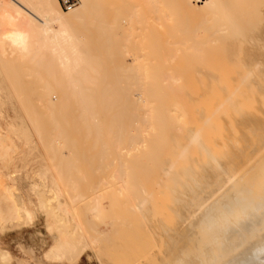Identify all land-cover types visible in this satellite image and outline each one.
Returning <instances> with one entry per match:
<instances>
[{"label":"bare ground","instance_id":"bare-ground-1","mask_svg":"<svg viewBox=\"0 0 264 264\" xmlns=\"http://www.w3.org/2000/svg\"><path fill=\"white\" fill-rule=\"evenodd\" d=\"M98 1L81 0L80 7L64 13L61 7L62 11L59 9L57 0H0V12L7 14L13 25L11 33L13 41H10L22 47L23 51L32 53L31 59L35 64L29 68L34 70L31 72L34 76L39 75H37L39 81L36 80L38 86L35 87L34 76L33 82H23L21 80L25 78L23 74L19 77L21 76L18 75L19 72L16 73L17 76L12 78L18 80H10L11 85L13 84L12 91L6 90L5 97H0V126L4 130V133L0 134V145H10L13 142L14 130L16 128L25 130L33 122L35 107L32 100L36 95L38 108H45L48 104L53 107L51 96L54 97L52 94L55 91L50 88L51 81L56 83L65 109L69 100L76 101L80 106L79 114L71 113L76 117L74 119L80 118L81 115L83 118L86 117V123L81 117L84 125L79 119L81 127L77 125L76 120L77 123L72 121L74 125L70 128L79 126L76 132L81 133L80 128L88 126L97 134L99 127L101 130V125L98 126L100 122H97L99 114L96 115L98 112L95 114L96 107L100 110L104 108L109 117L108 110L111 109L112 112L116 99L120 103L118 99L120 94L125 95L128 92L132 93L136 88H142L146 84L136 81L142 80L143 77L149 79L151 77L141 56L137 54L140 48L137 49L136 44L139 38L136 27L143 20V8H147L146 11L152 15L154 22H158L157 27H165L169 32L167 40L162 43L165 51L164 69L157 63L151 67L155 75L162 73L163 76L160 82H150L146 85L147 89L151 90L148 94V90L145 93L149 101L138 89L136 101L133 98L129 100L131 97L129 93L125 95L128 102L123 100V95L121 97L123 101L120 98L122 108L129 113L122 110L119 105L121 113L117 109V112L110 115L111 121H114L113 129L117 127L115 121H118L120 126L121 123L123 125L121 119L129 120L130 117L131 121H135L136 127L135 129L133 127L135 133L129 129L133 133L127 132L125 127L119 130L123 131L124 135L127 134L125 135L129 137L126 138L127 141L120 139L123 133L117 131L115 134V137L121 135L119 139L115 138L116 147L113 146L116 148L114 153L120 158L113 159L114 161L108 164L112 165L113 169L110 177L120 193L128 192L134 198L135 206L144 223L145 219H151L150 215L157 212L154 204L155 192L158 193L159 189L163 190V195L164 190L170 192V204L177 213L173 216L175 220L172 226L160 228L158 223H149L154 227L155 236L163 238L165 245L163 256L159 258L157 264H215V262L223 264V261L224 264H264L262 258L264 248L256 245L264 242V0H123L115 6L113 25L109 27L114 26L113 31L109 30L114 33L113 42L108 35L102 40L98 39L101 44H107L108 48L111 42L113 49H117L114 57L118 55V58H123L119 62L120 66L117 65L118 68H114L115 70L112 68L115 72V77L111 78L114 81L113 85L111 81V84L107 81L108 76L106 79V76L101 78L99 75L100 63L95 62L94 54L87 51L83 40L85 34L81 35L73 30L76 23L84 24L86 17L90 15H94L95 22L96 18L98 19L100 24L97 28H100L101 24L102 28L104 27L103 20L101 21L103 17H95L97 13L101 15L105 7ZM101 31L104 35L106 30L103 28ZM155 35V32L154 36L148 33L146 38L149 40L150 36L154 39ZM156 38L155 41L152 39L153 42H149L157 48L159 43L156 44L158 37ZM149 42L144 41L145 44L142 46L145 48L147 44L148 47ZM142 55L149 58L150 54L144 53L143 50ZM124 57L130 58L129 63L124 61ZM176 58L179 65L172 70L174 67L171 66V62ZM146 60L150 63L148 59ZM25 71L27 74L28 69ZM156 76L157 79L160 77ZM122 79H125V83L126 80H134L136 83L131 85L135 87L134 90L131 88L129 90L124 82H119L121 83L119 85L124 84L123 86L117 85V80ZM209 86L212 91L206 96L205 88ZM123 87L128 89V92H125L126 89L123 91ZM189 87L195 89L201 99L200 105L197 103L194 106L191 103L194 96H185ZM173 89L182 90L185 102L181 110L178 105H167L165 102L173 93ZM33 93L36 95L30 98ZM123 102L127 103L126 107ZM16 105L21 114L18 120L14 116L17 113ZM192 107L197 108L199 116L198 118L195 116L198 119L196 125L189 128V125L186 127L181 123V126L180 117L187 108ZM128 108L133 110L134 114L132 112L130 114ZM123 111L128 116H125L127 114ZM53 114L57 115L50 112L48 124L58 123ZM64 114L62 116L66 117ZM10 115L14 118L3 119L9 118ZM104 116L107 120L106 114ZM128 120V126L130 123L133 126ZM102 121L104 125L106 121ZM125 123L124 121V125ZM59 126L56 129V136L53 135L50 141L48 140L50 142L48 147L52 148L53 152L55 144H60L65 136L67 137V134H64V138L62 135L64 132L67 133V130ZM88 127L85 128L87 132L82 130L86 135ZM105 131L104 136L105 133L108 134ZM168 132H180L181 140L168 136ZM99 135L98 133V137L102 136ZM102 137L105 149L111 151V147ZM81 141L85 142L82 139ZM90 141L92 142L91 137ZM121 142L126 145L123 149L120 148ZM164 148H169L166 157L169 159L166 163L161 158L165 152ZM60 154L62 161L65 157L62 156V152ZM73 154L70 157H73ZM99 154L101 151H98L96 157L92 155L90 158L94 157L93 159L97 160L100 157L98 162L103 161L101 157L104 158L105 155ZM110 154H113L112 151ZM81 155L88 163L84 152L79 157ZM127 156H132L131 163L125 159ZM106 157L109 158L108 155ZM200 158L201 161H198ZM67 159H64L66 160L64 164L71 165ZM89 161L91 162V159ZM96 165L97 162L93 170ZM100 165L103 164L98 163V170L104 167L100 168ZM70 167L66 170L69 174L66 172L64 175L71 176ZM59 173L61 176V169L58 170ZM68 184L72 190L76 187V183L70 179ZM99 186L103 187L105 184L99 180L86 204L93 219H100L106 214ZM155 187L157 191L154 190ZM151 209L154 212H151ZM159 228L163 234L156 232ZM54 249L56 250V246Z\"/></svg>","mask_w":264,"mask_h":264},{"label":"rangeland","instance_id":"rangeland-1","mask_svg":"<svg viewBox=\"0 0 264 264\" xmlns=\"http://www.w3.org/2000/svg\"><path fill=\"white\" fill-rule=\"evenodd\" d=\"M122 1L123 0L98 1L100 4L102 3L105 5L104 9L101 11V15L100 14L98 15V13L97 15L95 14V17L96 16L97 17L100 16V18L101 16L103 17L101 21L103 20L102 22L104 23L103 28L104 31L106 30L104 35L101 34V32H103L101 31L103 30L101 25L103 24L99 26L101 29L97 28V25L100 23L98 22L97 18L95 22V18H93L94 15H90L86 17L84 24L83 23L81 24L80 22V23H76L75 26L73 25L74 26L73 30L75 29L74 30L75 32L80 33L81 35L82 33L85 34L83 40L85 42L84 44H86L87 51L94 54L93 60L95 62L97 61V63H100V66L98 68L99 75H101V78H103V76H106V79L108 76L109 79L107 81L109 82L111 81L112 82V84L110 82L111 85H113L114 83V81H112V79L115 77L114 68H118L120 66L119 62H121L123 58L120 57L118 58V55L117 57H114V55L117 53L116 52L117 49L115 48L113 49L111 42L108 48V46L106 47L107 44L103 45L99 42V40H102L103 37H106L108 35V37H110V39L113 42L114 33L109 32V30L113 31L114 26L111 27L112 30L109 27L113 25L112 21L114 19L113 13L115 6L121 3ZM78 2L79 4L76 8L80 7L82 4L81 0H78ZM58 7L60 9L59 4ZM146 9L147 8H143V20L139 23V26L136 27L138 30L137 33H139V38L136 44H137V49L140 48L137 54L141 56L147 73L154 78L151 79L150 77L149 79L148 77H143L142 80L136 82L147 85L150 82L152 83L153 82L155 83V81L160 82L161 81L160 79H162L161 78L163 76L162 73L156 74L158 76L160 75V77L157 79L154 69L151 67L156 66L155 63H157L160 66V68L164 69L163 56H165V51L163 50L164 49L163 44L167 40V35L169 32L165 27H157L158 22L157 21L154 22V18L152 19V15L148 13ZM145 20L148 21L145 22ZM151 22H153L152 23L153 25H151ZM12 28L13 25L8 15L3 12H0V97L7 94L6 92H8L9 90L12 91L13 84L11 85L10 82L18 80L14 78L15 76H17L16 73L18 72L19 73L22 71L24 72L25 70L28 69L27 74L29 73L28 75H30L31 78L26 74V71L24 73H20V74L18 73V75H21L19 77H22V74L23 77H25V78H21L23 82H33L35 78H36L35 81L36 80L39 81L38 80L39 75L37 74L38 75L37 76L35 74L36 76H34V73H31L32 71L34 72V70H32V68L31 69L29 68V66L32 67V65L35 64V62L31 59L32 53L31 52L29 53L26 50L23 51L22 47L20 48L19 45L11 42L13 41L12 39L13 37L11 34ZM97 31H99L100 33ZM154 32L156 34L154 39L149 36V40H147L148 37L146 35L148 33H152V36H154ZM9 36L11 37V39ZM156 37H158L157 40L158 42L156 41V44L159 43L157 44L158 49L154 46L153 43H152L153 45L150 43L155 41V39H157ZM152 39L153 41H151ZM144 41L145 42L150 41L149 43L152 46L149 44L147 47L146 44V47L149 49H147L146 47L144 48L143 47L145 44ZM171 41L173 42L174 39H171ZM140 45L142 46V48L139 47ZM142 49L144 50V53L150 54L149 55V58H151L150 60L149 58L146 57L147 56L146 54H145L146 56L142 55L143 54ZM147 50H149V52H147ZM124 59H125L124 61L129 63L130 61L129 57L128 58L124 57ZM146 59H148V61L151 64L147 63ZM152 63H154V65H152ZM146 65L148 67H146ZM178 65H179V61L176 58L171 62V66L174 67L172 70H175V68ZM112 68L114 70H112ZM30 73L33 75H31ZM12 76L14 77L12 78ZM32 76H34L33 80H32ZM11 79L12 81H10ZM114 80L116 81V78ZM124 80L125 79H122V81L117 80V85L121 84L119 82H124V84H127L126 87L129 90L130 88L131 90L135 88L131 86L132 84L136 83L134 80H126L127 83H125ZM37 81L33 82L35 84V87L38 86ZM96 84H98V82ZM124 84L119 86H123ZM146 85L142 86V88H138L140 90V93L142 91L144 95H146L145 93L148 90ZM50 88L55 91V93L52 94L54 95V97L51 96L53 107H51L50 104H48L45 108H41V109L38 108L39 104H38V98H36L37 95L35 93L31 94L30 98L31 97L33 98L34 95H36L32 100L33 105L35 107L33 122L29 125V127H27V129L24 128L25 130L16 128L14 130L13 142L10 145L8 146L0 145V264H157L159 262V258H162L161 256H163L162 254L165 251V245L163 238H158L157 236H155V230L153 229L154 227L149 225V223L150 224L158 223V226H160V228H164L166 226L167 227L172 226V223L174 222L173 220H175L173 216H175L177 213L174 211V209L170 204L171 201V198L169 196L170 192L164 190V195L162 192L163 190L161 189H159L160 191L158 193L155 192L156 197L154 200V204L157 212L153 215H150L151 219L150 218L145 219L146 223H144L142 221L144 219H141L140 212L138 208L135 206L134 198L131 197V195L128 192L120 193L117 190L113 180L110 177L111 172L113 170L111 168L112 165L108 166V164L111 161H114L113 159L117 160L120 158L117 155V153H114L115 152L114 150L116 149L114 148L116 147L114 143L115 138L119 139L118 137L121 136L118 134L119 136L117 135L118 137H115L117 131L119 133H123V131L120 132L119 130H121L122 127H125L127 128L126 129L127 132L129 130H132L135 133L134 130L136 128L134 126L135 121H131L130 120L131 117L129 118L130 121L127 118H124L125 116H128V114L124 112L126 109L124 110L122 108L123 105L120 103H122L121 102L122 95L124 96L123 100H126L127 102L132 98L133 100L136 101L138 89L137 88L136 90L133 89L135 93L134 91H132V93L131 92L129 93L127 91L128 89L123 87V91L124 89H126L125 92H128L129 95L131 94V97L129 98V100H127V96L125 95H127L128 93L125 95L120 94L121 96L120 97L118 96L120 103H118V100L115 98L116 99L115 107L113 108L112 112L111 109L107 107L108 109H110L108 110L110 113L109 117H108V112L104 110V108H103L104 111L100 110L99 107H96L97 110L99 109L98 111L94 108V111L96 110L95 114L96 112H98L96 115L99 114L98 115L99 117H97L98 118L97 122L98 123L100 122L98 126L101 125V130H102V131L100 130V127L99 130H97L99 131L98 132L100 134L99 136H101L105 131V128H107L105 132H108V134L105 133V136L103 134L102 136L104 137L102 136L101 137L102 139L105 138L106 143H108L109 146L111 147V148L108 147V150L109 148L112 149L111 151L113 154H110L111 151L110 150L107 151L105 149L106 147L104 143H102L104 142V140L102 141L101 137H98V133L95 134L91 128L89 129L88 126H87L88 136L84 134V132L86 131L85 128L87 127L82 126L84 128L82 129L80 128L81 133L76 132L78 131L79 126L82 123L81 117L83 115L81 114L86 113L84 111L83 113L81 112L80 114L81 117L76 119L78 121L77 123L76 120L74 119L75 117L74 114L72 115L71 113L79 114L81 109L78 103L74 100H69L68 103L66 104L67 109H65L62 104L63 101L61 100V93L59 89H57V85L54 81L50 82ZM205 89H206V96H209L212 89H210V86L206 87ZM194 90H195L194 88L189 87L188 91L185 93V96H189V97L194 96L191 103L194 104V106H196L195 104L197 103H199L198 105H200L201 99L199 98V96H197V93ZM150 91L151 90H148L147 94ZM181 92L182 90L180 91L179 89L178 90L175 89L173 93L169 96V99L166 98L165 102L167 103V105L168 104L178 105L179 110H181V106L185 102L184 101L185 99L182 98ZM144 95L143 97L147 101H149L148 99L149 97H147V95L146 96ZM97 97L98 99H100L99 96ZM123 103L124 105L125 104L127 105L126 102ZM157 103H159V100L157 101ZM133 104L135 105L134 101ZM119 105L121 106L122 110H124L123 113L124 114L126 113L127 115L124 116L123 114H121V116L123 115L124 116L123 118L125 119V120L121 119L123 125H124V121L126 122L124 126L122 125V123L120 126H118L117 123L118 121H115L117 127L119 128L117 130V127L113 129L114 125L112 126V123L114 121H111L112 119L110 118V115L112 116L115 112H117V109L118 112L119 110H121L119 108L120 107ZM128 105L132 109L134 108L133 105L130 104ZM103 106L105 107V104ZM16 109H17V113H15L14 116L18 120L21 118V114L18 112V105H16ZM190 109L194 111L196 114L192 112ZM196 109H197L196 107L187 108L184 115L180 117L179 124L181 125V123L182 124L184 123V126L186 125V127H188V125L189 128L194 127L196 125L195 123H197L198 121L197 118L199 117L197 115ZM128 110L130 111V114L133 111V110L131 111L129 108ZM101 111L106 113H103ZM50 112L57 114V115L53 114L55 115V117L53 115L52 117H54V119L57 120L60 126H62L65 130H67L66 133L62 129H60V131L62 130L64 132L62 134L63 138L66 134L67 137L65 136V139H63V141H61L60 144L58 143L55 144L56 148L54 147L55 149L54 152L52 148L50 149L48 147V144L50 146V142H49L50 137L53 135L56 136L57 134L56 129H58L59 125L58 123L56 124V122L52 125L48 124ZM64 113H66L69 116L67 117V115ZM62 114H64L66 117L62 116ZM104 114H106L107 120H105ZM10 118H14V117L10 115L9 118L4 117L3 119L6 120ZM85 118H83V122L86 121ZM79 119L81 123H79L80 122ZM126 119L129 122H132L133 126L131 125V123L130 126H128V122ZM190 119L192 121H190ZM102 120L106 121L104 125ZM187 120L189 121V123ZM72 121L73 122L75 121L77 125H79L78 127L74 126V128H76L77 130L74 128H70L74 125ZM190 122L192 123V125ZM82 125H84V123H82ZM131 126L132 128L130 129ZM82 130L84 132H82ZM3 133L4 130L0 126V134ZM84 135H86V137H88L89 139L88 138L85 139L86 137ZM107 135L108 137L106 138ZM122 135L124 137L121 136L122 138L120 137V139L127 141V139L129 138L125 136L127 134L124 135L123 133ZM170 135L171 137L176 138L178 141H180L182 138V134H180V132L179 133L170 132L168 136ZM80 136L82 137L84 136L85 138L83 137L84 138L83 139ZM70 137H72L76 141L74 142L73 139ZM90 137L92 139V142L90 141ZM108 138H110L111 140ZM71 139L73 142L71 141ZM81 139L84 140L85 142L81 141ZM107 140H109L110 142ZM120 141H119V145H120ZM54 143L55 142H53V146ZM108 144H106V146H108ZM122 145L123 147H121ZM122 145L120 146L121 149L124 148L125 144ZM49 149L52 150V153ZM168 149H165L164 150L165 152L163 151L164 154L161 157L162 159H164L165 163L166 160L169 159V158L166 159L167 153L169 152ZM98 151L99 152L101 151V154L103 156L105 155L104 158L101 157L103 161L100 162L103 165H100V168L104 166L101 168V170H98L99 167L97 168L98 163L100 164V162H98V159L100 157L99 158L97 157L98 158L97 160L93 159L94 157L90 158L92 155L95 156L98 153ZM61 152H62V156L68 158L67 161L68 162L70 161L69 163H71V165L70 164L68 165L66 163L68 165L67 166L66 164H64V162H66V160L64 161L65 159L64 157H63L64 159L61 161L60 159ZM83 152L85 154V158L88 160V163L84 161L82 155L80 156L81 158L79 157V155L83 154ZM72 154L73 157L72 156L70 157V155ZM107 155L109 156V158L106 157ZM88 157L91 159L92 164L89 161L90 159H88ZM125 159L130 161V163L132 162L130 160L132 159V156H127L125 157ZM201 159L202 158L198 159V161H201ZM94 160L96 161L93 163ZM96 162L97 165L96 168H94L95 170L94 171L92 168L96 164ZM69 166H71L70 168H72L70 170L71 176L69 175L67 176V174L69 173L66 170L68 169ZM59 169H61V173H62L61 176H59L60 173L58 174ZM63 170L65 171L63 172ZM96 170H98V173L95 174ZM66 172L67 174H65L66 175L65 176L63 173ZM69 179L76 183V187L73 190L70 188L69 186L70 184H68ZM99 180L100 182L102 181L103 184H105V186L103 187L99 186V188H101L100 191L103 195V204L105 202L104 206H106V214L102 216V218L100 219H93L87 209L86 204H87V200L90 198V195L93 192L92 190L95 188V186H97ZM168 184L170 185L171 183L169 182ZM169 185H168L169 187L168 190L170 189ZM154 190L157 191L156 187L154 188ZM151 212L154 211L152 210ZM199 217L200 216H196V218ZM160 228L156 231L158 234L162 233L161 231H159L161 230ZM256 245H258L261 248H264L263 241L262 243L260 244L257 243ZM55 246H56V250L54 249ZM59 248L61 249V251H59ZM50 251L54 253L53 254L48 253ZM56 256H60V257L57 258ZM224 262L225 261H223V264Z\"/></svg>","mask_w":264,"mask_h":264},{"label":"built area","instance_id":"built-area-1","mask_svg":"<svg viewBox=\"0 0 264 264\" xmlns=\"http://www.w3.org/2000/svg\"><path fill=\"white\" fill-rule=\"evenodd\" d=\"M58 3L64 12L74 10L79 4L78 0H58Z\"/></svg>","mask_w":264,"mask_h":264},{"label":"crops","instance_id":"crops-1","mask_svg":"<svg viewBox=\"0 0 264 264\" xmlns=\"http://www.w3.org/2000/svg\"><path fill=\"white\" fill-rule=\"evenodd\" d=\"M58 1V0H57Z\"/></svg>","mask_w":264,"mask_h":264}]
</instances>
